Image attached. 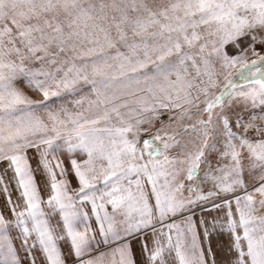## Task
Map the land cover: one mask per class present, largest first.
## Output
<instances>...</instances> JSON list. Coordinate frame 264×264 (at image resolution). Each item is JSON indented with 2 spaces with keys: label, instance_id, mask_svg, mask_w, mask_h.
Listing matches in <instances>:
<instances>
[{
  "label": "snow or ice",
  "instance_id": "obj_1",
  "mask_svg": "<svg viewBox=\"0 0 264 264\" xmlns=\"http://www.w3.org/2000/svg\"><path fill=\"white\" fill-rule=\"evenodd\" d=\"M237 65L248 90L216 94ZM0 166V264H136L134 240L146 264H217L213 233L225 264H264V0H0Z\"/></svg>",
  "mask_w": 264,
  "mask_h": 264
},
{
  "label": "rangeland",
  "instance_id": "obj_2",
  "mask_svg": "<svg viewBox=\"0 0 264 264\" xmlns=\"http://www.w3.org/2000/svg\"><path fill=\"white\" fill-rule=\"evenodd\" d=\"M259 47L260 46L257 45V48H259ZM225 50L229 53V55H232L235 53V49H233L230 45L225 46ZM253 59H255L254 56H251V55L248 56V62L249 63ZM242 72L246 73V70L243 69L240 65H237L231 69H228L224 73V75H221L220 81H219L220 86L214 90L215 93L219 94V91L223 88V86L227 82V80L232 81L233 85L236 86L237 92L247 91L248 87L250 85V81L248 79H246L245 76L241 75ZM225 77H227V80L225 79ZM17 87L21 88L22 90L27 92L29 95H33L31 92L28 91V89L25 87V85L22 82L18 81ZM33 98H36V97L33 96ZM76 98H78V97H76ZM72 99H73V97L68 98L69 101ZM233 101L237 105V110L242 108L244 105L243 99L235 96V94L233 95ZM67 106L70 110H74V111L78 110V109H73L71 103H68ZM85 107H87V104H85ZM160 120H162L164 122H168V114L162 115L160 117ZM143 127L145 130H143L140 134V143L138 145L139 148H143V141L144 140H152V137L155 134L156 129H158L160 127V123L157 122L152 127H149L147 125H145ZM153 143L156 144L159 142L154 141ZM28 155H29V157H32L34 155V152L29 151ZM55 155L58 156L60 159L64 160L65 165L68 166L69 154L67 152H63V153L57 152V153H55ZM73 158H75L77 160H83V159H86V156L77 152V153L73 154ZM145 158H147V150H145ZM32 164H33V168H35V160H32ZM214 164H215V160H213V165ZM0 167H2V166H0ZM210 171H211L210 168L203 166V165L198 170L197 176L199 178V184H200L199 189H197L198 192H205L212 187L211 182L207 179V174ZM9 176H11V173H9ZM69 179H71V181H72V187H76L75 178L70 176ZM37 181L41 187V195L44 199H46L48 192H47V189L45 187L44 177L40 173H37ZM184 195L185 196L190 195V193L187 191V187L185 188ZM15 198H16V193L14 192L13 193V199H15ZM109 210H111V209L109 208ZM0 211L4 212L6 219H8L9 221L14 220V217H12L11 213L8 211V208L5 204V201H4V198L2 195H0ZM45 211H48V209L45 208ZM257 214L260 215V214H264V213H257ZM185 215H190L191 219L193 221H195L197 223V225H199V221L201 218H203L206 221H211L214 217L218 218V219L223 217L222 212H215V211L211 212V213L202 212L200 206H193L191 209V213H186ZM55 219H59V217L57 216V217H55ZM174 219L176 220L177 223L182 224L183 217H176ZM93 228H95V223H93ZM97 238H99L98 234H97ZM11 239L14 241L15 247L18 249L21 259L25 260V249L23 247H21V238H20L18 229H12L11 230ZM228 241H229V237L227 235L221 236L218 233H213V235L211 237V244H212L213 251L216 253L217 264H225V262L231 258V254L228 251ZM205 244H207V241H205ZM59 246H60L61 250L67 256V254L69 252L68 241L67 240L60 241ZM113 247H114V245H113ZM109 251H110V248L108 246L100 245L98 248H95L91 254L93 256H98V255H100V253H107ZM37 255H39V253H37ZM107 259H109V258L106 257V261H107ZM25 264H27L26 260H25ZM68 264H72V261L70 258L68 260Z\"/></svg>",
  "mask_w": 264,
  "mask_h": 264
},
{
  "label": "crops",
  "instance_id": "obj_3",
  "mask_svg": "<svg viewBox=\"0 0 264 264\" xmlns=\"http://www.w3.org/2000/svg\"><path fill=\"white\" fill-rule=\"evenodd\" d=\"M132 249L136 264H146V256L142 253L138 240L132 241Z\"/></svg>",
  "mask_w": 264,
  "mask_h": 264
}]
</instances>
